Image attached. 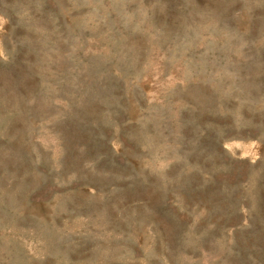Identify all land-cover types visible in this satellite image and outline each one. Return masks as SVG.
Wrapping results in <instances>:
<instances>
[{
    "label": "rangeland",
    "instance_id": "1",
    "mask_svg": "<svg viewBox=\"0 0 264 264\" xmlns=\"http://www.w3.org/2000/svg\"><path fill=\"white\" fill-rule=\"evenodd\" d=\"M0 264H264V0H0Z\"/></svg>",
    "mask_w": 264,
    "mask_h": 264
}]
</instances>
